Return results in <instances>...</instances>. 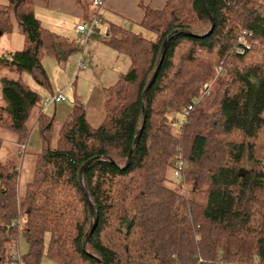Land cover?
<instances>
[{
    "label": "trees",
    "instance_id": "obj_1",
    "mask_svg": "<svg viewBox=\"0 0 264 264\" xmlns=\"http://www.w3.org/2000/svg\"><path fill=\"white\" fill-rule=\"evenodd\" d=\"M164 1L141 4L153 39L110 24L105 42L129 66L104 88L98 126L74 95L54 145V115L22 74L50 91L41 58L65 59L75 44L41 25L32 0L0 7V34L25 40L0 56L15 75L0 78V129L21 154L33 127L41 140L23 193L15 161H0V264L21 234V264H264V0Z\"/></svg>",
    "mask_w": 264,
    "mask_h": 264
},
{
    "label": "rangeland",
    "instance_id": "obj_2",
    "mask_svg": "<svg viewBox=\"0 0 264 264\" xmlns=\"http://www.w3.org/2000/svg\"><path fill=\"white\" fill-rule=\"evenodd\" d=\"M259 1H263V0H259ZM6 4H7V0H0V7ZM92 13H93V7L90 8V14ZM44 24L53 31H60L59 29H62L61 27L55 25L58 24L56 23V21L53 24H48V23H44ZM103 24H105L104 20L100 22V25L103 26ZM128 29L136 33L142 32L143 36L149 39H153L155 37L153 33L143 30L138 26L136 27V25L133 24L132 26H128ZM95 33H97L96 28H95ZM103 38L104 35L102 33H99L98 35L95 36L93 35L89 37L87 40L89 39L90 40L88 42H86L87 41L86 40L85 41L86 43L84 44L82 40L75 38V36L73 35L71 36V39L75 41L74 44L76 48L71 54L65 57V60L67 61L64 63L65 69L63 72H65L68 77H65V75H63L64 73L62 74L60 71L57 72L56 70H54L49 64H45L46 66L45 71L47 72V76L51 81L52 90L54 92L53 94H56L59 90H61L62 93L61 92L58 93H61L64 99L66 100L61 104L65 106L68 105L69 107H71L74 97L73 95L76 94L80 96L79 98L82 100V102L84 103V101H86L87 103L90 119H92L94 115L91 111L95 110L98 107L97 99L99 98V93L96 92V90L93 92L94 90L93 84L96 85L98 81L103 83V81H105V79H108V77L111 76V74L113 73L112 71L113 69L111 67L112 58H110L111 60L109 61V58L108 59L103 58V56L98 52V50H101L103 52V49H106V53L108 54V56L109 55L115 56L116 54V53L114 54L112 53L113 51L111 48L106 47L100 43V41L103 40ZM24 46H25L24 37L17 29L13 30L8 34L6 33L0 34V56L3 55L4 53L20 51L24 48ZM120 56L123 58H127L128 60V57L124 55H120ZM73 57H75V62L68 61ZM79 59L82 60L83 63L82 65L79 64ZM2 76H6L8 78L15 77L14 73L9 72L6 68L0 67V77ZM22 79L27 83V85H29L31 89L40 93V95L42 96V101L44 99L43 97L46 98V96L49 97L51 95V93L48 92L46 96L45 95L43 96L42 94H44V92L48 90L40 87L37 83H35L27 73L22 74ZM103 100L104 98L102 96V101ZM4 105H5V100L1 94V87H0V106H4ZM51 107L52 105L49 106V108H47V111H51L52 110ZM182 118L183 117L180 114L176 115L177 120L174 122L173 124L174 126L172 128V131L176 134L179 133V127L182 122ZM59 124L60 121L56 120V125L53 132V141H52L53 145L57 140V129H58L57 126ZM37 130L38 129L34 127L33 130H31V132L29 133V138L26 143V150L23 154L17 153L18 146L16 148L14 145L15 142L13 140H10L12 141L13 144L11 147V152H14L15 154L14 161L17 165L16 168L19 172L18 189L20 193H23L27 182L30 181L32 177L34 152L38 151L41 147V140ZM0 131L4 132V133H0V140L1 141L3 140V142L7 141L9 139L8 137L15 136L10 131L7 130L4 131V129L3 130L0 129ZM167 175L171 179L173 178L171 170L168 171ZM199 196L200 194L198 195L197 192L195 197L198 198ZM17 244H18V253L21 255L26 253L28 246L24 239L23 234L19 236ZM40 264H56V263L53 260L49 259L48 257L44 256L41 259Z\"/></svg>",
    "mask_w": 264,
    "mask_h": 264
},
{
    "label": "crops",
    "instance_id": "obj_3",
    "mask_svg": "<svg viewBox=\"0 0 264 264\" xmlns=\"http://www.w3.org/2000/svg\"><path fill=\"white\" fill-rule=\"evenodd\" d=\"M32 1L34 4L35 15L37 19L39 20V22L41 23V25L44 28L61 35L62 37L70 41H73L74 43L75 41L71 39L72 35L75 36V38L82 40L78 37L76 25L83 20L88 21L86 19L92 20L93 18H95L94 14H98L96 15L98 19V23L95 26L97 33H95L94 36L98 35L99 33H102L104 35V38L103 40L100 41V43L106 47H109L105 42V38L107 37L108 28L110 24H117L127 29H128V26H132V24L136 25V27L137 26L140 27L139 23L143 17V11L141 8V4L148 5L154 9H161L165 4L164 0H102L103 4L101 6L94 5L93 0H81V1L79 0H32ZM82 3H85V4L83 5ZM91 7H93L92 14H90ZM102 20L105 21V24H103V26L100 25V22ZM55 21L56 23H58L55 25L62 28V29H59L60 31H53L52 29H50L48 26L44 24V23L53 24ZM86 40H82L84 44L88 42L90 39L87 41ZM95 43H96V40H95ZM112 51H113L112 52L113 54L116 53L113 49ZM98 52L103 56V58H107V59L109 58V61L111 60L110 58H112L111 67L113 69L112 70L113 73L111 74V76L108 77V79H105L103 83L98 81V83L96 84L97 86L93 84L94 86L93 92L96 90V92L99 93V98L97 99L98 107L95 110L91 111L94 114L92 119H90V114H89V110L87 107V103L86 101H84L87 121L91 126H94V127L98 126L104 118V109H103V101H102L104 88L113 85L118 79V77L120 76V74L125 72L129 66V59L127 60V58L121 57L120 54L116 53L115 56L109 55L110 56L109 57L108 54L106 53V49H103V52L101 50H98ZM66 61L67 60L65 59L59 60L55 57L48 56V55H44L41 58V64L44 70H46L45 64H49L54 70H56L57 72L60 71L62 74L64 73L63 75H65V77H68L66 73L63 72L65 69L64 63ZM68 61L75 62V57H73L72 59ZM79 64L80 65L83 64L81 59H79ZM49 82H50L49 84L50 91L45 90L46 92L42 94L43 96L44 95L46 96L48 92L54 93L52 90L51 81L49 80ZM58 92H61V90H59ZM65 101L66 100H64L63 102ZM61 103L62 102L50 103L47 106H42V107L46 113L54 115L55 121L59 120L60 122H62L66 118L71 107H69L68 105L65 106ZM51 105H52L51 107L52 110L47 111V108H49V106ZM0 133H4V132L0 131ZM8 138H9L8 139L9 141L7 140L3 142V140L2 141L0 140V161H3V162L14 160L15 154L14 152H11V147L13 144H12V141L10 140H13L15 142L14 145L16 148L18 146V144L16 143L15 136H11ZM21 152H22L21 147L20 148L18 147L17 153H21Z\"/></svg>",
    "mask_w": 264,
    "mask_h": 264
},
{
    "label": "built area",
    "instance_id": "obj_4",
    "mask_svg": "<svg viewBox=\"0 0 264 264\" xmlns=\"http://www.w3.org/2000/svg\"><path fill=\"white\" fill-rule=\"evenodd\" d=\"M93 4L96 6H101L102 0H93ZM98 23L97 18H93L92 20L88 21H81L76 25V30L78 32V37L82 40H86L87 38L93 36L95 34V26ZM245 34L246 32H241L234 41L233 50L236 52H240L244 46H246L245 43ZM65 99L62 96L61 93L51 94L49 97H46L42 101V106H47L50 103H57V102H63ZM192 109V106H188L187 109L183 110V114L189 112ZM23 149V146L21 147V150ZM187 165L185 164V161L182 159L180 155H178L172 162V172L174 177L180 178L181 174L186 170ZM14 247L15 244L13 243ZM16 248V247H15ZM7 264H21V258L18 251L13 252L8 260Z\"/></svg>",
    "mask_w": 264,
    "mask_h": 264
},
{
    "label": "water",
    "instance_id": "obj_5",
    "mask_svg": "<svg viewBox=\"0 0 264 264\" xmlns=\"http://www.w3.org/2000/svg\"><path fill=\"white\" fill-rule=\"evenodd\" d=\"M161 49H163V46L161 47ZM156 71H157V70H156ZM156 71L154 72L153 76L151 77L149 84L153 81V79H154V77H155V74H156ZM149 84H148V85H149ZM147 87H148V86H147ZM147 87H146V88H147ZM145 91H146V89L143 91L142 97L144 96ZM128 161H129V156H128V159H127V163H128ZM87 163H88V162H85V163L83 164V166L80 168V171H79V177H80V179H81V176H82V172H83V170H84V167L87 165ZM81 186H82V185H81ZM82 190H83V188H82ZM83 192H84V190H83ZM84 194L86 195L85 192H84ZM88 202H89V205H90V210H91V212H92V215L95 216V211H94L93 205L91 204V202H90L89 200H88ZM95 223H96V218L93 220V223H92V225H91V227H90L89 232L92 231V229H93L94 226H95ZM87 237H88V234L86 235L85 240H84V242H83V248L85 247Z\"/></svg>",
    "mask_w": 264,
    "mask_h": 264
}]
</instances>
